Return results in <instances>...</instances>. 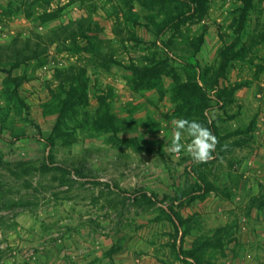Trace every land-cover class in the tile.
Masks as SVG:
<instances>
[{
	"label": "rangeland",
	"instance_id": "1",
	"mask_svg": "<svg viewBox=\"0 0 264 264\" xmlns=\"http://www.w3.org/2000/svg\"><path fill=\"white\" fill-rule=\"evenodd\" d=\"M262 203L264 0H0V264H243Z\"/></svg>",
	"mask_w": 264,
	"mask_h": 264
},
{
	"label": "clouds",
	"instance_id": "2",
	"mask_svg": "<svg viewBox=\"0 0 264 264\" xmlns=\"http://www.w3.org/2000/svg\"><path fill=\"white\" fill-rule=\"evenodd\" d=\"M172 123L174 128L168 149L170 153L178 155L183 151L196 164L208 163L216 158L213 153L219 141L209 128L186 118L175 119ZM185 135L190 139L186 144L181 143ZM187 259L188 264H192L191 258Z\"/></svg>",
	"mask_w": 264,
	"mask_h": 264
},
{
	"label": "crops",
	"instance_id": "3",
	"mask_svg": "<svg viewBox=\"0 0 264 264\" xmlns=\"http://www.w3.org/2000/svg\"><path fill=\"white\" fill-rule=\"evenodd\" d=\"M250 212H253V214L255 213V215H259V216H263L264 217V203L257 205V207H255L254 209H252ZM243 231L246 233H250L253 237V240L260 234V236L264 237V227H243ZM260 238V237H259ZM262 243L264 244V241H262ZM246 244V245H245ZM243 244V248H242V252L241 255H239L236 259H242L243 264H253L256 259V255L258 254V247L261 246V248L264 250V246L263 245H259L257 242H255L254 244L252 243H245ZM259 245V246H258ZM264 257V254L262 255ZM263 257L261 258L262 261L264 262ZM253 259V260H252ZM233 260V259H232ZM80 264H98L95 263L94 261H79ZM155 264H162L159 262H155ZM225 264H231V260H229L228 255H227V260ZM256 264V263H255ZM262 264V263H261Z\"/></svg>",
	"mask_w": 264,
	"mask_h": 264
},
{
	"label": "trees",
	"instance_id": "4",
	"mask_svg": "<svg viewBox=\"0 0 264 264\" xmlns=\"http://www.w3.org/2000/svg\"><path fill=\"white\" fill-rule=\"evenodd\" d=\"M178 218V217H177Z\"/></svg>",
	"mask_w": 264,
	"mask_h": 264
}]
</instances>
